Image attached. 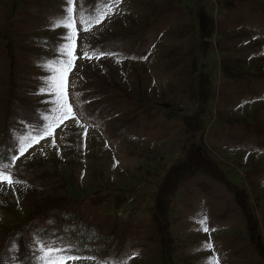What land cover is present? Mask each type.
<instances>
[{
  "label": "rangeland",
  "instance_id": "rangeland-1",
  "mask_svg": "<svg viewBox=\"0 0 264 264\" xmlns=\"http://www.w3.org/2000/svg\"><path fill=\"white\" fill-rule=\"evenodd\" d=\"M65 10L0 0V262L264 264V0H74L71 112L21 155L59 115Z\"/></svg>",
  "mask_w": 264,
  "mask_h": 264
},
{
  "label": "snow or ice",
  "instance_id": "snow-or-ice-1",
  "mask_svg": "<svg viewBox=\"0 0 264 264\" xmlns=\"http://www.w3.org/2000/svg\"><path fill=\"white\" fill-rule=\"evenodd\" d=\"M120 0H113V3H119ZM73 12H74V0H66V10L65 15L59 19H57L52 25L54 28H64L67 31V35L64 37L68 43L62 45L61 54L66 57V59L56 61L55 63L59 64V67L56 69V75H53L47 79V89L55 94L56 97V112L59 114L55 118H51L47 127L42 129H33L32 133H28L27 135L21 134L20 137L16 139V143L18 144L17 151L23 155L25 151H27L28 147L32 145L28 143L29 140L35 139V142H39L40 139H43L47 136H51L53 133V125L57 123L58 120L62 118H66L71 112V107L67 104L66 101V93L64 90V77L65 74L71 70L74 64L73 53H72V41L73 37L76 35L74 29L73 22ZM110 9L105 11L103 8L97 11V14L92 19H85L81 16L80 23L81 24H91L93 20L96 24L101 23L106 16L109 14ZM86 58L92 59L87 52L84 54ZM105 55L104 53H100L99 56ZM97 56L96 58H99ZM51 67V64L48 65ZM44 89H41L43 91ZM43 132V135H41ZM19 157L15 154L11 157V160L15 161ZM7 182V184H12L11 175L8 172V166H0V184ZM203 223V222H201ZM204 231H208L207 228H204ZM207 247L211 248L212 245L209 243ZM40 252L42 255L37 257L39 264H69L70 261L80 260L82 259L78 255L72 254L68 248L65 247H56L50 243H42L40 247ZM88 259H94V257H90ZM2 264V262H0ZM107 264V262H105Z\"/></svg>",
  "mask_w": 264,
  "mask_h": 264
},
{
  "label": "trees",
  "instance_id": "trees-1",
  "mask_svg": "<svg viewBox=\"0 0 264 264\" xmlns=\"http://www.w3.org/2000/svg\"><path fill=\"white\" fill-rule=\"evenodd\" d=\"M76 216L74 215V216H72L70 219H72V221L75 223V221H76ZM76 232L79 234H82V240L83 241H86V240H88L89 238H90V233L88 232V231H78V230H76Z\"/></svg>",
  "mask_w": 264,
  "mask_h": 264
}]
</instances>
